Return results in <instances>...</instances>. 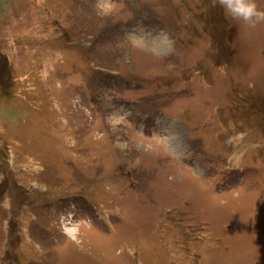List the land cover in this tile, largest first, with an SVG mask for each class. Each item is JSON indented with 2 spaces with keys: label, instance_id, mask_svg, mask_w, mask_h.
<instances>
[{
  "label": "rangeland",
  "instance_id": "rangeland-1",
  "mask_svg": "<svg viewBox=\"0 0 264 264\" xmlns=\"http://www.w3.org/2000/svg\"><path fill=\"white\" fill-rule=\"evenodd\" d=\"M0 264H264V21L0 0Z\"/></svg>",
  "mask_w": 264,
  "mask_h": 264
},
{
  "label": "clouds",
  "instance_id": "clouds-1",
  "mask_svg": "<svg viewBox=\"0 0 264 264\" xmlns=\"http://www.w3.org/2000/svg\"><path fill=\"white\" fill-rule=\"evenodd\" d=\"M214 6H219L224 12L251 26L264 21V11L257 8L255 0H213Z\"/></svg>",
  "mask_w": 264,
  "mask_h": 264
}]
</instances>
